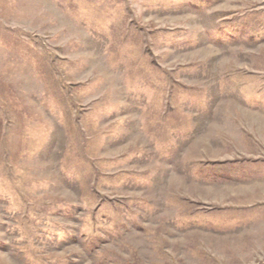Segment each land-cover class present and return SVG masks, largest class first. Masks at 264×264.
<instances>
[{"label": "rangeland", "instance_id": "rangeland-1", "mask_svg": "<svg viewBox=\"0 0 264 264\" xmlns=\"http://www.w3.org/2000/svg\"><path fill=\"white\" fill-rule=\"evenodd\" d=\"M0 264H264V0H0Z\"/></svg>", "mask_w": 264, "mask_h": 264}]
</instances>
